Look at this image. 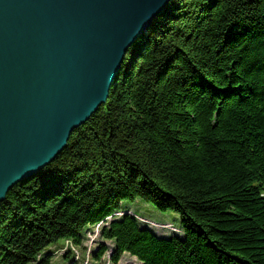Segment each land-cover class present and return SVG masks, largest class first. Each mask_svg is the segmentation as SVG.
<instances>
[{
    "label": "trees",
    "instance_id": "16d2710c",
    "mask_svg": "<svg viewBox=\"0 0 264 264\" xmlns=\"http://www.w3.org/2000/svg\"><path fill=\"white\" fill-rule=\"evenodd\" d=\"M137 200L185 235L119 214ZM99 223L95 261L111 241L113 264H264V0H171L108 100L0 203V264H52Z\"/></svg>",
    "mask_w": 264,
    "mask_h": 264
},
{
    "label": "water",
    "instance_id": "95a60500",
    "mask_svg": "<svg viewBox=\"0 0 264 264\" xmlns=\"http://www.w3.org/2000/svg\"><path fill=\"white\" fill-rule=\"evenodd\" d=\"M171 0H0V203L104 104Z\"/></svg>",
    "mask_w": 264,
    "mask_h": 264
},
{
    "label": "rangeland",
    "instance_id": "374dc122",
    "mask_svg": "<svg viewBox=\"0 0 264 264\" xmlns=\"http://www.w3.org/2000/svg\"><path fill=\"white\" fill-rule=\"evenodd\" d=\"M126 213L136 216L142 225H146L161 237L185 235L181 215L177 212L160 211L151 204L137 200L135 203L124 205L119 212L120 215ZM111 219V216L108 217L106 222ZM102 226V223H99L85 228L81 246H76L71 240H60L50 245L44 253L52 254V264H113L110 260L111 241H104L110 250L100 261H95L93 258V253L98 250L103 240L100 235ZM119 264H141V262L129 253H125Z\"/></svg>",
    "mask_w": 264,
    "mask_h": 264
}]
</instances>
